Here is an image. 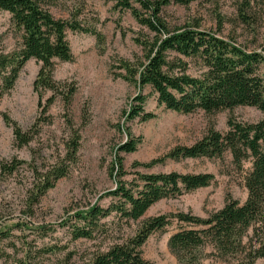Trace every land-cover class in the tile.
Here are the masks:
<instances>
[{
    "label": "rangeland",
    "instance_id": "obj_1",
    "mask_svg": "<svg viewBox=\"0 0 264 264\" xmlns=\"http://www.w3.org/2000/svg\"><path fill=\"white\" fill-rule=\"evenodd\" d=\"M52 13L57 19L79 14L83 26L95 30L92 33L67 32L73 59L70 62L55 61L54 79L61 87L72 88L74 94L69 103L60 96L48 109L51 123L42 127L34 142L18 149L14 144L13 129L6 118L28 130L39 118V98L34 82L41 64L29 61L13 90L0 95V167L3 162L18 159L30 163L36 159L40 166L50 167L67 155V145L78 136V151L67 177L41 198L38 204L29 206L31 175L25 165L16 174L2 177L0 171V232L7 239L0 242V264H11L39 250L38 260L43 264H86L98 251H105L123 238L133 236L144 221L161 216L189 213L208 218L223 209L227 198L244 204L248 193L244 175L251 163L239 170L232 156L223 159L167 158L173 150L191 147L202 140L211 129L221 133L228 130V122L234 119L253 124L263 119L254 107H238L233 111L205 114H180L165 109L157 102V95L150 87L139 90L121 78L122 61L134 62L143 52L137 40L149 34L140 26L132 13L117 7L116 0H55ZM133 6L141 7L133 1ZM162 19L171 30L190 27L214 33L231 40L247 51L260 52L264 45V0H195L188 5L171 3L163 8ZM20 36L9 14L0 11V54L15 51ZM188 62V74L199 77L204 68L199 61ZM1 85V79H0ZM142 94L146 97L144 110L155 118L141 122L126 120L133 100ZM52 96L43 93V105ZM139 138L136 152L121 154L126 176L125 181L135 179L136 173L183 175L211 174L214 182L206 188L168 198L154 204L145 217L138 222L119 223L116 215L103 221L105 232L94 240L78 239L71 227L81 220L77 215L94 204L108 208L112 202L105 195L116 189L111 176L118 147L127 141V132ZM159 162L151 168L136 167L137 164ZM161 160V161H160ZM46 227L45 236L39 229ZM183 225L172 221L161 231L152 234L142 247L143 258L152 264H179L169 248L170 238ZM252 236V230L248 237ZM246 239L245 242H248ZM198 264H237L233 258H221L207 244L200 250Z\"/></svg>",
    "mask_w": 264,
    "mask_h": 264
},
{
    "label": "trees",
    "instance_id": "obj_2",
    "mask_svg": "<svg viewBox=\"0 0 264 264\" xmlns=\"http://www.w3.org/2000/svg\"><path fill=\"white\" fill-rule=\"evenodd\" d=\"M116 1L118 8L130 11L149 33L137 40L143 57H136L134 62H121L120 69L124 71L121 78L139 90L150 87L157 95L158 104L176 113L188 115L202 111L211 115L238 107H254L263 114V119L253 124L230 119L226 133L211 129L193 146L177 148L167 156L175 161L223 159L229 153L233 164L242 171L245 163L250 162L251 169L244 175L248 193L244 204L228 197L223 209L206 219L189 213L149 218L133 236L123 238L105 251L96 252L86 264H152L143 258L142 247L152 234L163 230L172 221L183 225L168 244L179 264H198L199 250L207 244L212 245L219 257L236 259L237 264H264V45L260 52L247 51L214 33L190 27L171 30L161 17L163 8L171 3L188 5L195 0ZM133 1L141 10L133 6ZM55 6V0H0V11L10 15L20 36L15 51L0 54V95L13 90L29 61L41 64L34 82V91L39 98V118L26 131L6 118L7 124L12 126L14 144L18 149L29 147L42 127L51 123L48 109L58 97L64 95L67 103L72 99L73 89L61 87L54 79L55 61L70 62L73 59L67 32L92 33L100 37L95 30L81 24L79 14L57 19L52 13ZM184 59L201 62L204 68L201 76L189 75L188 62ZM45 92H51L52 96L43 105ZM145 102L146 97L140 93L133 100L126 120L147 122L154 119V114L145 112ZM126 132L127 141L118 147L111 166L116 189L105 195L112 202L108 208L94 204L78 213L81 227L77 223L71 227L75 240H94L104 234L107 231L103 221L113 215L119 223L138 222L159 201L209 187L215 180L211 174L179 173H136L132 181L123 180L127 174L121 154L136 152L141 143L139 138L128 130ZM67 151L63 159L47 168L40 166L36 159L30 163L18 159L3 162L1 176H12L26 165L33 180L29 206L36 205L59 180L67 177L78 151V136L67 145ZM158 162L137 164L136 167L151 168ZM250 230L252 236L249 238ZM39 231L45 236L47 228L42 227ZM7 235L0 232V242L7 239ZM39 251L34 256L28 252L27 256L11 264H43L38 260L40 253L52 250Z\"/></svg>",
    "mask_w": 264,
    "mask_h": 264
}]
</instances>
